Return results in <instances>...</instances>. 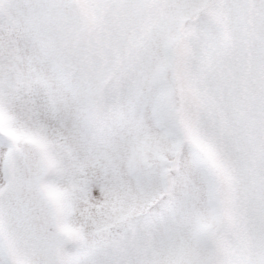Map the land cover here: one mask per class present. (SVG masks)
Segmentation results:
<instances>
[{
    "label": "snow or ice",
    "instance_id": "snow-or-ice-1",
    "mask_svg": "<svg viewBox=\"0 0 264 264\" xmlns=\"http://www.w3.org/2000/svg\"><path fill=\"white\" fill-rule=\"evenodd\" d=\"M0 264H264V0H0Z\"/></svg>",
    "mask_w": 264,
    "mask_h": 264
}]
</instances>
